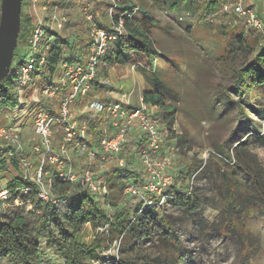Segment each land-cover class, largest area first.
Wrapping results in <instances>:
<instances>
[{
    "label": "rangeland",
    "instance_id": "rangeland-1",
    "mask_svg": "<svg viewBox=\"0 0 264 264\" xmlns=\"http://www.w3.org/2000/svg\"><path fill=\"white\" fill-rule=\"evenodd\" d=\"M120 2L121 4L132 2L141 6L156 19L155 24L150 26L149 33L153 46L159 54L154 59L151 70L141 72L133 61L127 43L115 42L112 52L106 54V57L100 61L97 82L95 81L99 85L94 86L91 92L101 93L98 97L104 101H111L105 99L110 93L117 92L116 98H120L121 93H126L130 105L136 106L140 103L143 90L150 89L161 93L165 103L174 106L170 127L164 119L166 110L158 108L162 113L163 130L167 132V136L162 138L165 149L164 152L159 153V156L171 155V164L163 168V177L170 175L172 183L168 187L170 190L174 188H171L172 185L176 187L177 192L192 189L190 196L195 199L197 207L195 212L187 211L168 199L163 200L161 205L162 215L170 221V226L177 234L181 247L187 253V261L183 264H264V200L257 194L254 185V180L261 182L264 196V146L261 145V140L256 139L261 137L264 141V89L253 88L240 96V92L232 88L235 70L251 59L253 54L245 56L243 52L232 51L230 58L225 61L221 59L233 48L231 37L242 32L241 24L238 22L237 24L233 16L222 13L216 16V23L207 22L205 12L201 7H195L201 4H192V7L187 8V4H182V0H120ZM245 2L253 5L259 14L264 10V0H245ZM84 8L91 11L93 22L97 26L106 28L111 25L113 20L104 0L25 2L22 12L25 19L23 36L15 48V56L23 59L24 62L28 61L33 49L30 45H26L29 44L28 41L25 42L26 33L37 23L49 24L51 15H55L62 21V27L58 28L50 24V30L58 33L62 38H68L72 43V48L61 46V59L56 71L50 77L56 80L68 60L73 62L83 56L90 40V22L85 17ZM142 16V13L134 10L133 17ZM246 37L257 41V49L263 47L264 39L259 33L251 32ZM73 38H76L75 41ZM45 41L47 42L48 39L43 38V42ZM54 41L55 38L51 37L47 44H52ZM117 55L126 59L125 63L116 62ZM108 56H111L110 61L107 60ZM138 72L141 73V83L138 81L140 77ZM50 78L47 74L43 77L37 72H32L30 81L24 88L23 97L27 100L25 107L19 111L5 110L1 113L2 126L19 128L22 150L14 153L18 162L15 167L11 163V156L7 155L10 145L0 138V160H2L0 186L6 185L14 176L23 177L21 165L23 162L20 160L23 159L29 167L31 165L30 174L34 173L40 163V156L33 149V146L39 142V137L33 129V119L39 108L49 107L54 112L58 109V98L50 99L40 93L41 88ZM115 97L113 100L116 99ZM76 103L71 107H78ZM240 107L244 110L242 115L239 114ZM61 134V129L54 127V147L58 146ZM178 137H182V140L177 145ZM239 138L244 141L239 145L246 143L249 147L248 152L244 150L235 152L233 149ZM80 144L78 141L72 143L73 149L79 150L71 152L75 173L80 172L88 162L85 150ZM221 144H225L222 152L218 148ZM123 152L130 163L136 155L138 156L136 151L131 156H129L130 151ZM104 161L100 167L101 162H94L95 176L97 180L108 181L109 175L113 172V162ZM236 161L238 163L235 164ZM134 163V172L120 170L118 174L128 179L134 178L132 173H138L135 175V182L139 183L144 177L139 156ZM181 167L182 172L176 176V169ZM190 169H193V172L189 174ZM58 172L55 166H47V174L42 179L43 184H47L48 179L58 176ZM71 184L67 196L56 202L61 216L67 213L70 206L77 204L78 194L81 196L87 194L94 198L105 210L107 217L115 214L116 210L107 204L103 194H92L79 185L78 181H72ZM186 185L191 188H187ZM228 188L234 189L240 198V202L237 200L230 207L225 201ZM164 190L166 189L162 188L159 193L162 195ZM134 191H129L130 194H125L123 191L117 207L118 211L125 208L133 216L134 210L140 206L143 198L151 196L148 195L149 190L146 186ZM24 197L28 198L24 199ZM32 198L37 199L26 191L19 192L15 198L8 201L5 212L6 216L11 213L23 215L33 226L32 234L35 235V227L40 220L42 210L33 207ZM226 217H230L229 227L224 226ZM50 226L54 235L58 236L55 224L50 222ZM107 233V225L94 229L90 223H86L75 236L77 241L85 244H90L94 236L104 239L99 253L105 248L115 252L114 240H118V253L121 255L122 239L117 237L109 241L111 236H107ZM38 239L40 245L37 256L33 258L34 262L63 263L55 248L47 246L44 230L38 234ZM148 244L145 243L142 247H148L146 246ZM158 250L147 248V252L150 253L148 259L156 255ZM149 262L154 263L152 260ZM0 264L11 263L3 258L0 259Z\"/></svg>",
    "mask_w": 264,
    "mask_h": 264
},
{
    "label": "built area",
    "instance_id": "built-area-1",
    "mask_svg": "<svg viewBox=\"0 0 264 264\" xmlns=\"http://www.w3.org/2000/svg\"><path fill=\"white\" fill-rule=\"evenodd\" d=\"M36 0H23V2L33 3ZM110 15L117 10L120 0H106ZM210 1V0H203ZM217 10H213L209 16L210 20H216L219 13L233 16L236 23H240L242 33L248 36L251 32L259 33L264 39V20L259 15L253 5L247 4L245 0H214ZM137 9V8H135ZM86 19L90 22V40L86 46L82 57L73 62H66L64 70L56 77V80L48 79L40 90L47 98H58V109L54 112L49 107L36 110L33 119V129L39 142L33 147L40 156V163L30 174L29 165L22 159L23 177L32 180L37 185V197L42 201H52L53 194L50 191L52 179H48L47 184H43L42 179L47 174L48 166H55L58 169V176L65 181H78L82 187L92 194L107 195V180H97L94 170V162L104 160L112 161V170H123L125 168L134 172V162L140 158L143 171V180L135 182L131 178L127 181L124 193L129 191H139L142 186L149 190L148 195L141 201L136 212L161 205L163 200L168 199V189L171 177H163V168L171 164V155L160 157L159 153L164 152L163 137L167 136L163 130L162 113L158 111V106L147 104L140 98L139 105L131 106L126 93H121L120 98L111 101L89 98L90 91L98 76L101 59L112 51V46L119 39H126L128 32L125 29L122 17L112 21L109 27H100L93 22V14L88 8H84ZM49 20L48 26L54 24L62 27V21L55 15ZM237 23V24H238ZM51 24V25H50ZM43 24L37 23L28 39L33 52L39 47V42L43 37ZM33 57L27 62L20 63L12 61L9 74L14 79V86L17 91L18 105L9 110L0 108V116L5 110L15 112L22 110L27 104L23 97L24 88L30 81L31 73L34 69ZM44 64V57H40L38 65ZM62 95L60 96V94ZM75 102H85L86 105L79 111L83 116L80 120L71 112V106ZM29 104V103H28ZM157 110V111H156ZM54 127L61 129L62 134L57 147L53 146ZM169 134V132H168ZM20 130L16 127L5 128L0 124V138H3L11 147L8 156H13L17 151L22 150L20 143ZM169 137V135H168ZM170 139V138H169ZM78 141L85 150L88 162L78 173H75L71 152H78V148L72 147V143ZM130 151L131 156L135 151L138 156L131 163L123 156H119L122 151ZM108 163V162H107ZM109 170V167L107 168ZM177 175L182 172V167L177 168ZM138 174V173H137ZM163 189V194L159 193ZM30 188L21 191L28 192ZM20 191V192H21ZM134 191V192H135ZM167 191V192H166ZM133 192V193H134ZM158 192L159 194H156ZM130 194V193H129ZM10 192L3 185L0 186V222L5 215V207L10 200ZM115 252L105 248L100 252L101 258L92 259V264H104L112 257H118V240L115 241Z\"/></svg>",
    "mask_w": 264,
    "mask_h": 264
},
{
    "label": "trees",
    "instance_id": "trees-1",
    "mask_svg": "<svg viewBox=\"0 0 264 264\" xmlns=\"http://www.w3.org/2000/svg\"><path fill=\"white\" fill-rule=\"evenodd\" d=\"M24 4L25 3L22 2V7ZM186 4L192 7V4H196V1L188 0ZM210 6L212 9H215L216 2L214 0L208 1L206 7L208 8ZM135 8L142 13L143 16L141 18L133 17ZM117 10L119 11L112 13L111 18L113 21H116L119 17H122L128 35L126 39H119L116 42L125 41L127 43L128 49L132 53L133 61L141 72L151 70L152 63L159 54L153 46L149 33L150 26L155 24L156 19L148 14V11L145 9H140L138 6L131 3L121 4L120 2ZM24 20L21 10L20 31L16 46H18V42L21 36H23ZM32 31L33 27L26 33L25 42L28 41ZM43 31L44 34L39 42L38 50L32 52L29 58L33 57L35 59L33 72H37L38 75L43 77L47 74L50 78L56 71L61 59V46L72 48V43L68 38H62L58 33L51 31L48 24L43 25ZM51 37H54L55 41L52 44H47ZM43 38L48 39V41L43 42ZM231 39L233 40V48L226 56L221 58L222 60L225 61L230 58L232 51L243 52L245 56L253 54L251 59L235 70L233 90L239 91L240 96H243L245 91L249 92L253 88L257 90L264 89V45L257 49V41L251 37L244 36L242 32L236 33ZM40 57H44V64L42 66L38 65ZM107 60L110 61L111 56H108ZM125 60L126 59H122L120 55H117L115 58V61L119 63H125ZM12 61L24 62L23 59L15 56V49ZM68 62L71 61L68 60ZM142 99L143 102L147 104L164 108L166 110L164 119L170 127L173 120L170 118L174 113V106L166 104L162 94L155 90L144 89L142 92ZM17 105L18 96L14 86V79L8 73V75L0 81V108L12 110ZM242 113H244V110L240 107L239 114L242 115ZM240 118L241 117H239V119ZM242 138H239L236 145L233 144L235 152L240 150L248 152L249 147L246 143L239 145L241 142H244ZM256 139L261 140V145L264 146V141H262L261 137H256ZM181 140L182 137H178L177 145L180 144ZM224 145L225 144H221L218 147L220 152H222L221 150ZM123 154L124 152L122 151L119 153V156H123ZM238 161L240 162V160ZM0 162H2V160H0ZM11 163L15 167L18 165L14 155L11 156ZM236 163L238 162L236 161L235 164ZM47 166L48 165L45 167L47 168ZM245 169L248 168L245 167ZM123 170H127L128 173L130 171V169L127 168ZM119 172L118 170H114L109 175L106 183L107 195H105L104 198L107 204L116 210L115 214L111 217H107L105 210L102 209L94 198L87 194H82V196L78 194L76 196L77 198L79 197L77 204L70 206L67 213L61 216L57 209L56 202L67 196L72 184L69 181L62 180L57 175L52 179L50 186V191L53 194L52 201H42L37 197V185L32 180L24 177H12L5 185L10 192V199L15 198L22 189L30 188L28 194L37 198L31 199V201L34 202L33 207L36 210H42V212L40 220L35 227V235L32 234L33 226L31 223H28L23 215L11 213L6 216L5 212L4 218L0 222V259L6 258L11 264H39L34 262L33 258L37 256L39 250L40 241L38 239V234L44 230L46 232V244L48 247H54L57 253L60 254L63 260L61 264H92V259L101 258L99 248L104 243V239L94 236L90 244H85L77 241L75 236L82 229L84 224L90 223L94 229L99 226L107 225V236H111L109 241L117 237L122 239V254L118 255V257L108 259L104 264H151L149 260L154 262L152 264L185 263L187 261V253L183 250V247H181L177 239V234L170 226V221L165 215H162V205L149 207L140 213H137L135 209L133 216H131L125 208L118 211L117 207L119 201L123 196L122 193L125 185L130 179H125L126 177H122V175L118 174ZM190 172H193V169H190L189 174ZM186 173H188V170ZM136 174L137 173L131 174L134 179ZM260 183V181L254 180L256 192L264 200ZM186 186L187 188H191V186ZM172 187L174 188L168 192V195H170L168 196V200L184 210L195 212L197 204L195 199H192L190 196L192 189H186L184 192H177L175 191L176 187L174 185H172L171 188ZM27 198L28 197H24V199ZM239 199L238 193L235 192L234 189L228 188L225 195V201H227L228 207L233 205V202L239 201ZM242 206L240 208H242ZM50 222L54 223L58 229V236L54 235ZM229 222H231L230 217H226L224 226L229 227ZM145 243H149L150 245L148 244L146 245L148 247H142ZM147 248L152 250H154V248L158 250L157 248H159V250L156 255L148 259L150 253L147 252ZM171 248H174V250ZM126 253H128V255H126Z\"/></svg>",
    "mask_w": 264,
    "mask_h": 264
},
{
    "label": "water",
    "instance_id": "water-1",
    "mask_svg": "<svg viewBox=\"0 0 264 264\" xmlns=\"http://www.w3.org/2000/svg\"><path fill=\"white\" fill-rule=\"evenodd\" d=\"M23 0H0V81L10 70L20 31Z\"/></svg>",
    "mask_w": 264,
    "mask_h": 264
},
{
    "label": "crops",
    "instance_id": "crops-1",
    "mask_svg": "<svg viewBox=\"0 0 264 264\" xmlns=\"http://www.w3.org/2000/svg\"><path fill=\"white\" fill-rule=\"evenodd\" d=\"M195 1H196L197 4H201V6L195 5V7H196V8H197V7H201V10H203V11L205 12V15H207V18H206L205 20H207V22H215V23H216V22H217V18H216V20H210V19H209V16H210V14L212 13V11H213L214 9H212L211 6L207 8V7H206V5H207V2H206V1H202V0H201V2H200L199 0H195ZM132 2H133V1H132ZM132 2H130V3H131V4H134V3H132ZM186 2H188V0H182V4L185 5ZM104 3L107 4V1L104 0ZM202 3H204V4H202ZM134 5H136V4H134ZM23 6H24V5H23ZM136 6H138V5H136ZM202 6H203V7H202ZM138 7H139L140 9H144V8L141 7V6H138ZM189 7H191V6L188 5L187 8H189ZM145 10L148 11L147 9H145ZM22 12H23V7H22ZM257 12H258V11H257ZM258 13H259V12H258ZM148 14H150L149 11H148ZM150 15L152 16V14H150ZM259 15H260V16L263 18V20H264V10H262L261 13H260ZM201 19H202V18H201ZM215 23H214V24H215ZM212 24H213V23H212ZM75 39H76V38H73L74 41H75ZM119 42L122 43V42H124V41H119ZM138 73H139V72H138ZM139 75H140V77H138V78H139L138 81H139V83H141V82H142V79H141V73H139ZM123 77H124V76H122L121 79H123ZM126 80H128V79L126 78ZM96 82H97V81H96ZM133 84H134V83H133ZM96 85H99V84H96V83H95V85H93V87L96 86ZM93 87H92V88H93ZM141 89H142V87H141ZM92 90H93V89H92ZM92 90H91V91H92ZM91 91H90L89 98H91V99H99L98 96L101 95V93H98V94L96 93V94H95V93H93V92H91ZM108 93H110V92H108ZM116 93H117V92H114V93H110V94H108L109 97H106V96H105V99L108 98L109 100H110V99L113 100L114 97L116 96ZM106 94H107V93H106ZM115 98H116V97H115ZM99 100H101V99H99ZM105 101H107V100H105ZM76 105H77L78 107H76V108H75V107H74V108L71 107V112L73 113L74 116H76V117L80 120L81 118H83V116L79 114V111H80L81 109H83V107L86 105V103H85V102H84V103H83V102H79V103L77 102Z\"/></svg>",
    "mask_w": 264,
    "mask_h": 264
}]
</instances>
